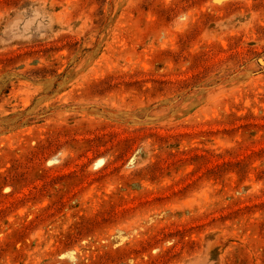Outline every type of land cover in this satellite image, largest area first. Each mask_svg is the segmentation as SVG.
I'll list each match as a JSON object with an SVG mask.
<instances>
[{
  "label": "rangeland",
  "instance_id": "1",
  "mask_svg": "<svg viewBox=\"0 0 264 264\" xmlns=\"http://www.w3.org/2000/svg\"><path fill=\"white\" fill-rule=\"evenodd\" d=\"M0 264H264V0H0Z\"/></svg>",
  "mask_w": 264,
  "mask_h": 264
}]
</instances>
